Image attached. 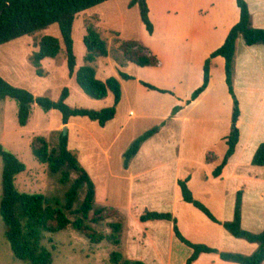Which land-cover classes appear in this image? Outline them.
<instances>
[{
	"label": "crops",
	"instance_id": "1",
	"mask_svg": "<svg viewBox=\"0 0 264 264\" xmlns=\"http://www.w3.org/2000/svg\"><path fill=\"white\" fill-rule=\"evenodd\" d=\"M115 1L106 0L79 13L86 14L90 8L107 5L101 8L109 11L103 13V27L115 30L116 24H125L122 13L119 14L118 2ZM145 1L153 26L152 32L149 33L140 21L136 35L126 40H138L158 58V63L152 66L133 64L132 67L129 61L123 64L116 61L108 67L111 70L102 80L110 75L118 77L121 97L114 117L97 129L99 136L90 133L88 146L83 147L76 139L77 145L70 149V139L74 140L78 130L85 131L84 124L88 126L92 123L90 125L93 127L96 121H78V116H73L66 124L60 120L58 127L66 126L67 147L76 154L94 183L95 199H101L100 202L106 208H115L122 217L118 245H121L123 230L127 233L128 223L134 224L132 244L127 242V252L137 246V237L142 239V243L149 241L154 244L159 240V235L164 233L170 242L173 241L175 235L172 221L139 219L145 210H160L170 212L181 235L194 243L205 244L219 251L251 254L257 247L256 243L234 237L220 223L214 221L215 224H211L213 222H209L202 211L182 199L178 180L186 179L192 196L204 202L208 207L200 201L210 212L215 210L217 215L211 213L219 221L232 219L236 194L240 190L241 227L252 232L264 228V164L251 163L258 144L264 141V46L247 45L242 38L237 39L233 91L240 108L235 124L239 136L234 152L219 175L214 176L212 171L220 163L226 149L222 148L218 152L213 150V145L220 143V139L226 136L232 126V97L225 82L223 57L216 55L211 58L207 86L195 99L189 103L186 100L202 83L204 60L223 43L230 27L238 21L239 8L235 0ZM245 1L251 25L264 28V0ZM119 71L132 78L120 77ZM140 81L167 92L149 89ZM76 86L72 87L78 93ZM70 95L71 90L68 88L65 101ZM109 95L102 99H109ZM175 106L180 108L172 115ZM115 121H120L117 132L107 141L103 137L104 131ZM155 125L158 130L141 143L127 167L119 164V161L114 167L111 165L109 152L122 131L129 129L125 143L129 146L141 130H148ZM196 136L204 138L199 148L200 154L193 150L194 145L199 143L194 139ZM123 148H120L118 158L123 156ZM96 152L103 157H97ZM121 181L127 185L126 201L110 204L106 201L107 188ZM208 201L213 202L214 209ZM191 264L239 263L221 259L216 252H202Z\"/></svg>",
	"mask_w": 264,
	"mask_h": 264
},
{
	"label": "trees",
	"instance_id": "2",
	"mask_svg": "<svg viewBox=\"0 0 264 264\" xmlns=\"http://www.w3.org/2000/svg\"><path fill=\"white\" fill-rule=\"evenodd\" d=\"M103 1L106 0H0V44L57 23L60 38L42 35L38 40V49L31 58L33 63L38 66L43 58L56 57L62 43L66 54L68 74L74 77L80 90L93 99H102L108 93L112 95V104L100 109L72 107L65 102L68 96L67 87L61 89L57 99H51L47 96H34L26 89L9 84L0 76V99L10 97L17 102V123L20 126L27 123L33 103L45 111L58 110L62 124H66L73 116H84L103 126L114 117L116 105L121 97L119 79L114 75H110L104 80L98 78L93 65L97 58L107 55L106 40L91 23L86 22L85 34L82 37L85 49L84 64L77 68L73 51L72 25L75 16ZM235 1L239 8V19L230 27L223 43L210 52L204 60L202 83L192 91L190 98L186 100V103H189L207 86L211 58L216 55L223 57L225 82L232 97V126L224 137L226 150L220 163L212 171L214 176L219 175L222 167L234 152L239 136V130L235 124L240 114V108L233 91L237 39L242 38L247 45L262 44L264 46V28H256L251 25L250 13L245 0ZM132 4L138 5L140 19L146 30L151 33L153 26L148 17L146 1L131 0L129 5ZM119 50L121 56H116L119 64L129 61L139 66H152L158 63V58L148 52L138 40H122L119 43ZM118 74L125 79L132 78V76L121 71ZM140 82L149 89L167 92V90L148 82ZM179 108L180 106H175L171 114L173 115ZM157 130L158 126L151 127L131 141L123 153L124 167L128 166L141 143ZM67 141V131L59 130L57 142L53 146H50L47 139L42 135L33 136L30 143L32 154L37 161L46 164L48 173L56 175L61 184L68 185L62 203L42 193H27L17 190L14 185L15 176L23 171L25 166L15 155L5 150L0 143V157L2 159L0 217L4 224V237L13 256L27 264H51L52 253L43 243L45 234L55 233L67 227L77 230L92 243H99L103 239L113 245H118L120 242L122 217L115 208H106L103 205L95 204L94 183L79 163L76 154L67 147ZM251 163L253 165L264 164V141L258 144L251 158ZM178 186L185 202L191 203L209 219L220 223L234 237L242 238L257 245L256 249L248 255L219 251L205 244L192 243L184 238L170 212L154 210L142 212L139 215L140 221L153 219L172 221L174 235L191 248V253L184 264H191L202 252H216L221 259L239 264H261L264 261V228L258 232H252L241 227L240 190L236 194L232 219L219 221L204 204L192 196L186 179L178 180ZM80 192H83V199L75 205L79 200ZM106 209H110L115 218L108 222L110 232L102 234L96 232L90 223L97 224L105 219L104 212ZM109 261L112 264H144L140 260L125 258L121 252L116 250L110 252Z\"/></svg>",
	"mask_w": 264,
	"mask_h": 264
},
{
	"label": "rangeland",
	"instance_id": "3",
	"mask_svg": "<svg viewBox=\"0 0 264 264\" xmlns=\"http://www.w3.org/2000/svg\"><path fill=\"white\" fill-rule=\"evenodd\" d=\"M115 2H118L119 14L122 13V16L124 17V26L116 24L114 26L115 30H109L103 27V21L105 19V14L103 13L107 14L109 12L108 10L101 9L107 6L104 4L97 5L95 8H90L86 14L78 13L75 16L72 25V39L76 67L84 64L85 49L82 42V36L85 33V25L87 23H91L106 40L108 48L107 55L97 58L93 63L96 69V76L100 79L111 70L108 67L116 63V56H121L119 43L122 40L128 39L130 36L132 37L133 35H136L138 24L141 21L137 4L127 6L129 3L128 0H116ZM42 35H51L60 38L57 23H53L33 33L24 34L0 44V76L9 84L26 89L34 96H47L51 99H57L60 95L61 89L67 87L71 90V95L65 102L72 107L100 109L111 105V95H109V99L106 100L93 99L84 94L76 86L73 76L71 77L67 71L66 54L62 43L60 51L56 57L44 58L39 62L38 66L33 63L31 58L38 49V40ZM129 65L132 67L134 66L133 63H129ZM125 69L126 68H123V71H126ZM74 85L76 86L75 88L78 93H75L72 87ZM17 109V102L14 99L10 97L0 99V143L5 150L15 155L25 166V169L15 176L14 185L17 190L21 192L42 193L45 196L62 203L68 185L61 184L56 175L48 173L46 164L37 161L32 154L30 146L32 137L35 135L44 136L50 146L56 144L58 131H64L63 126L58 127V123L60 122V112L56 109L45 111L36 103H33L31 105L27 123L20 126L17 123ZM80 119L91 122L90 119L84 116H78L76 118L78 121ZM119 123L120 121H115L107 127L106 131H104L105 135L103 137L105 139L107 138V141L112 139L114 133L117 132ZM90 124L88 126L84 124L86 128L85 131L78 130L77 134L74 135V140L70 139V149H73L74 145H77V142L82 144L83 147L88 146L90 144V133L96 137L99 136L97 129L101 128L100 125H98L97 122H94L93 124L95 125L92 127ZM144 131L141 130L140 134ZM128 135L129 129H125L114 141V145L109 152L110 162L113 167L118 161L119 164H123V156L118 158V152L121 147L123 148L126 146L125 143ZM86 136L88 138H86ZM188 136L189 135H187V137ZM194 139L199 143L194 145L195 148L193 150L196 154H200L201 150H199V148L200 145H202L204 138L196 136ZM186 142L189 143V141ZM219 142L220 143L213 145V150L218 152L220 149L222 150V148L226 149V143L223 137ZM190 145L192 146V144ZM127 147L128 146L123 149L126 150ZM95 155L97 157H103L99 152H96ZM1 169L2 159L0 157V196ZM126 190L127 185L124 181H121L119 184H110L107 188L108 195L106 201L110 204L125 203ZM82 199L83 192L79 195V200L75 205ZM100 201L101 199H95V204L103 205ZM207 203L212 209H214L213 202L208 201ZM212 213L216 214L215 210H213ZM104 214L105 219L100 223L90 224L96 232L108 234L110 232L108 222L115 217L110 209H106ZM200 215L204 216L202 213H200ZM208 221L213 222L211 224H215L211 219H208ZM176 225L178 227V224ZM126 230L127 233L123 230L121 245H113L105 239L99 243H92L86 236L71 227H67L66 229L55 233H46L43 243L52 253L53 260L51 264H112L109 261V254L113 250L129 255V257L125 258H131L134 260L138 259L144 264H184L190 253V247L187 244L179 241L175 236L173 241L170 242L168 236L164 233L159 235V240L154 244H150L149 241L142 243V239L137 237L136 239L139 243H137L134 250H129L127 252V242L129 241V245L132 244L131 237L134 234V224L129 222ZM134 236L136 237V235ZM190 242L194 243V241ZM132 255L133 257H130ZM0 264H27L13 256L9 244L4 237V224L1 217Z\"/></svg>",
	"mask_w": 264,
	"mask_h": 264
},
{
	"label": "water",
	"instance_id": "4",
	"mask_svg": "<svg viewBox=\"0 0 264 264\" xmlns=\"http://www.w3.org/2000/svg\"><path fill=\"white\" fill-rule=\"evenodd\" d=\"M64 131L66 130V126H63Z\"/></svg>",
	"mask_w": 264,
	"mask_h": 264
}]
</instances>
